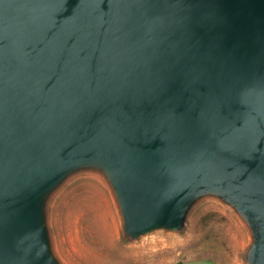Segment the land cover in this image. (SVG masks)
<instances>
[{
    "label": "water",
    "instance_id": "water-1",
    "mask_svg": "<svg viewBox=\"0 0 264 264\" xmlns=\"http://www.w3.org/2000/svg\"><path fill=\"white\" fill-rule=\"evenodd\" d=\"M80 174L130 241L218 200L264 264V0H0V264H67L49 202Z\"/></svg>",
    "mask_w": 264,
    "mask_h": 264
},
{
    "label": "rangeland",
    "instance_id": "rangeland-1",
    "mask_svg": "<svg viewBox=\"0 0 264 264\" xmlns=\"http://www.w3.org/2000/svg\"><path fill=\"white\" fill-rule=\"evenodd\" d=\"M49 221L55 248L67 264H247L249 235L218 200L201 206L182 233L155 231L130 241L122 234L108 185L80 174L49 202Z\"/></svg>",
    "mask_w": 264,
    "mask_h": 264
},
{
    "label": "bare ground",
    "instance_id": "bare-ground-1",
    "mask_svg": "<svg viewBox=\"0 0 264 264\" xmlns=\"http://www.w3.org/2000/svg\"><path fill=\"white\" fill-rule=\"evenodd\" d=\"M106 211H107L108 217L110 216V218H111V215L109 213L110 212V209L109 208H106ZM111 221H112V223H111L112 224V227L115 229V227H114L115 226V221L113 220V218H112Z\"/></svg>",
    "mask_w": 264,
    "mask_h": 264
}]
</instances>
